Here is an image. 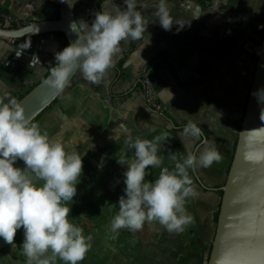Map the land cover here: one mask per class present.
<instances>
[{
	"label": "crops",
	"instance_id": "0c3cea01",
	"mask_svg": "<svg viewBox=\"0 0 264 264\" xmlns=\"http://www.w3.org/2000/svg\"><path fill=\"white\" fill-rule=\"evenodd\" d=\"M158 2L137 0V10L149 21V43L146 39L122 41L106 82L92 84L78 72L58 101L35 123L63 143L68 152L82 156L83 173L77 188L83 182L96 192L105 189L114 204L119 201L115 198L119 190L124 195L126 187L127 165L117 160L134 158L135 150L126 142L127 137L151 140L167 134L158 151L161 164L146 170V180L157 179L164 167L171 170V153L178 158L187 152L198 155L206 141L215 144L221 160L209 168L189 170L198 192L190 201L202 221L217 210L218 189L224 185L231 165L264 34V0H205L204 5L195 0H166L173 20L170 31H165L153 15ZM60 3L0 0V26L57 19ZM123 7V0H86L77 5L75 16L77 23L90 26L95 13ZM25 41L31 49L0 39V92L6 91L10 98L26 94L46 76L67 39L55 33ZM155 63L160 64L154 79L159 108L146 102L141 79ZM189 124L200 129L198 137L184 135ZM15 166L23 168L24 163L17 161ZM151 224L153 227L145 223L137 231L139 237L144 232L143 242L154 239L145 249L143 264H165L171 254L166 248L170 232L158 223ZM110 252L107 250L106 256Z\"/></svg>",
	"mask_w": 264,
	"mask_h": 264
},
{
	"label": "clouds",
	"instance_id": "9594fccd",
	"mask_svg": "<svg viewBox=\"0 0 264 264\" xmlns=\"http://www.w3.org/2000/svg\"><path fill=\"white\" fill-rule=\"evenodd\" d=\"M123 5L115 11L104 8L95 13L90 26L83 21L75 23L77 39L56 53V64L50 67L45 80L54 94L63 93L76 72L92 84L106 82L122 41L146 39L149 43V21L137 10V0H123ZM153 15L165 31L172 29L166 0H159ZM253 95L264 105V88ZM260 118L264 120V108ZM184 135L198 137L200 129L189 124ZM166 139V133L151 140L127 137L126 142L135 152L131 161L117 160L127 165V171L119 211L110 223L113 233L122 229L136 232L145 223H158L170 233H180L192 224L186 203L198 192L189 170L209 168L221 160V155L215 144L206 141L198 155L187 152L178 158L171 153V170L164 167L157 179L146 180V170L161 164L158 151ZM262 157L264 153L257 154L255 160L259 162ZM17 161H23L24 167H16ZM82 173L83 158L79 153L68 152L63 143L51 138L26 115L17 99L10 98L6 91L0 92V238L15 245L17 231L22 228L24 240L20 248L26 264H57V260L82 264L85 260L93 237L85 235L71 218L68 206L77 195Z\"/></svg>",
	"mask_w": 264,
	"mask_h": 264
},
{
	"label": "water",
	"instance_id": "95a60500",
	"mask_svg": "<svg viewBox=\"0 0 264 264\" xmlns=\"http://www.w3.org/2000/svg\"><path fill=\"white\" fill-rule=\"evenodd\" d=\"M83 1L86 0H64L60 3L57 19L37 20L10 28L0 26V39L25 40L60 32L70 44L77 39L73 32L77 23L75 9ZM77 73L73 74L72 82ZM49 75L18 100L32 121L63 94H54L45 84ZM262 88L264 34L232 162L221 187L223 195L207 264H264V157L259 162L255 160L257 154L264 153V120L260 118L264 105L259 104L253 95ZM71 218L77 222V217ZM21 231L22 228L16 236ZM3 242L0 238V244Z\"/></svg>",
	"mask_w": 264,
	"mask_h": 264
},
{
	"label": "rangeland",
	"instance_id": "374dc122",
	"mask_svg": "<svg viewBox=\"0 0 264 264\" xmlns=\"http://www.w3.org/2000/svg\"><path fill=\"white\" fill-rule=\"evenodd\" d=\"M80 186L77 188L74 202L72 204L69 202L68 206L71 208V217H77V224L83 229L84 234H91L93 237L92 247L82 264H143L145 257L147 258L145 249L154 239L150 238L149 241L143 242L144 232L139 237L137 231L124 229L113 233L110 230V223L118 214V203L114 204L111 197V200L106 197L105 189H97L96 192L83 182ZM120 195L122 193L119 190L115 198L119 199ZM186 208L193 217V222L184 231L172 232L168 235L170 239L167 241L166 248L169 252L171 251V254L166 258V262H163L165 264L207 263L208 252L216 231L214 212L201 221L196 216L194 204L190 200L186 203ZM146 224L148 227H153L152 224ZM23 240L22 229L15 237V245L6 243L0 247V264H5L6 261L11 264H26V258L20 248ZM123 248L126 251L124 253H122ZM107 250H112V254L110 252L106 256ZM57 264H63V262L57 260Z\"/></svg>",
	"mask_w": 264,
	"mask_h": 264
},
{
	"label": "built area",
	"instance_id": "2783aa9c",
	"mask_svg": "<svg viewBox=\"0 0 264 264\" xmlns=\"http://www.w3.org/2000/svg\"><path fill=\"white\" fill-rule=\"evenodd\" d=\"M64 1V0H63ZM62 3V0L60 1ZM4 18L8 21H12V18L9 15H4ZM12 44L18 45L23 48H32V45L25 40L9 39ZM143 82V93L145 100L148 104L153 105L155 108H159L157 101L155 100V95L157 93V88L154 80L145 75Z\"/></svg>",
	"mask_w": 264,
	"mask_h": 264
},
{
	"label": "trees",
	"instance_id": "16d2710c",
	"mask_svg": "<svg viewBox=\"0 0 264 264\" xmlns=\"http://www.w3.org/2000/svg\"><path fill=\"white\" fill-rule=\"evenodd\" d=\"M195 1H197L198 3H200V4H203L204 5V3H205V0H195ZM1 17L3 18V16H2V14H1ZM57 34H61V35H63V33H60V32H58ZM69 44H68V42L66 41L65 42V47H67ZM207 64H205V66H206ZM159 66H160V64H158V63H155L154 64V66L151 68V69H149L148 70V72H146V73H144L142 76H141V79L143 80L144 79V77H145V75H147V76H149V77H151L153 80L155 79V76H156V74H157V70H158V68H159ZM205 66H204V68L202 69V70H204V69H206L205 68ZM50 74V70L48 71V73L46 74V76L47 75H49ZM45 76V77H46ZM44 77V78H45ZM43 78V79H44ZM42 79V80H43ZM33 88V87H32ZM30 91V90H29ZM28 91V92H29ZM25 95V94H24ZM24 95H22V96H19V97H17L16 99H17V101L18 100H20ZM58 101V99H56L54 102H53V104H55L56 102ZM52 104V105H53ZM51 105V106H52ZM50 106V107H51ZM49 107V108H50ZM49 108H47L45 111H43L40 115H38L37 117H36V119L33 121V122H36ZM236 143H237V139H236V142H235V146H236ZM235 146H234V149H235ZM233 158V157H232ZM232 162V161H231ZM230 168V167H229ZM229 171V170H228ZM228 173V172H227ZM219 191V195H220V197L223 195V191L221 190V187L218 189ZM220 203L221 202H219V204H218V208H217V210L215 211V213H214V218H213V220H214V222L215 223H217V220H218V215H219V206H220ZM210 252H211V246H210V249H209V252H208V258H209V255H210ZM208 258H207V261H208ZM207 264V263H206Z\"/></svg>",
	"mask_w": 264,
	"mask_h": 264
}]
</instances>
